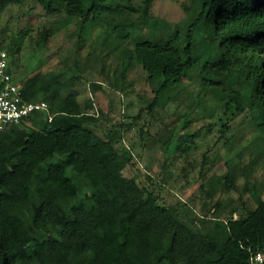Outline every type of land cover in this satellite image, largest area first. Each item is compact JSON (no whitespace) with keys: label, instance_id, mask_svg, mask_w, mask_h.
<instances>
[{"label":"trees","instance_id":"trees-1","mask_svg":"<svg viewBox=\"0 0 264 264\" xmlns=\"http://www.w3.org/2000/svg\"><path fill=\"white\" fill-rule=\"evenodd\" d=\"M23 1L0 0V9ZM36 2L47 14L79 20V29L91 20L109 27L116 44L97 53L101 62L116 56L110 85L126 88L138 65L155 93L149 108L158 96L173 99L184 75L201 72L227 115L221 134L244 113L264 156V0H189L190 17L170 27L151 13L152 0ZM0 49L16 75L14 51ZM69 68L18 81L25 99L48 103L50 120L34 112L0 130V264H251L252 253L264 254V196L254 207L242 204L236 217L235 207L222 215L226 207L216 203L208 226L196 224L189 206L159 203L124 175L132 157L119 142L121 125H99L92 102L82 106L65 85ZM222 178L221 188L235 187L233 175ZM218 187L211 184V198Z\"/></svg>","mask_w":264,"mask_h":264},{"label":"rangeland","instance_id":"rangeland-1","mask_svg":"<svg viewBox=\"0 0 264 264\" xmlns=\"http://www.w3.org/2000/svg\"><path fill=\"white\" fill-rule=\"evenodd\" d=\"M188 3L152 0L150 10L170 27L190 17ZM79 24L67 22L62 14L45 13L36 0L0 9V44L14 51L17 81L22 84L45 73L54 77L70 67L64 73L65 85L77 90L80 104L92 102L103 128L121 125L119 142L132 157L124 175L136 178L159 203L192 208L197 225L213 222L216 203L226 207L222 215L235 207L234 217L242 204L254 207L256 198L264 196V156L256 154L263 144L257 138L260 132L248 129V116L232 117L222 135L220 125L227 115L208 93L199 71L183 76L181 91L173 99L158 96L150 108L155 93L138 65L128 71L127 87L115 90L110 81L116 56L110 53L101 62L97 53L116 44L114 32L93 20L84 29ZM21 33L23 41L15 49ZM225 172L235 179L233 189L221 188ZM214 181L219 187L211 198L207 191Z\"/></svg>","mask_w":264,"mask_h":264},{"label":"built area","instance_id":"built-area-1","mask_svg":"<svg viewBox=\"0 0 264 264\" xmlns=\"http://www.w3.org/2000/svg\"><path fill=\"white\" fill-rule=\"evenodd\" d=\"M9 56L5 49H0V130L10 125L20 124L34 112H45L48 120L52 114L44 100L29 101L22 95L21 85L11 71ZM251 264H264L261 251L252 253Z\"/></svg>","mask_w":264,"mask_h":264}]
</instances>
